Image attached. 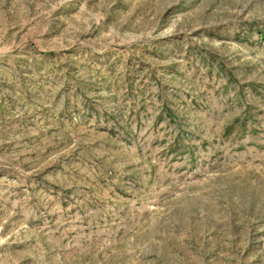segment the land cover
<instances>
[{
	"label": "rangeland",
	"instance_id": "rangeland-1",
	"mask_svg": "<svg viewBox=\"0 0 264 264\" xmlns=\"http://www.w3.org/2000/svg\"><path fill=\"white\" fill-rule=\"evenodd\" d=\"M0 264H264V0H0Z\"/></svg>",
	"mask_w": 264,
	"mask_h": 264
}]
</instances>
